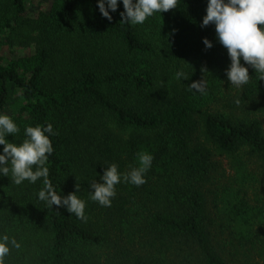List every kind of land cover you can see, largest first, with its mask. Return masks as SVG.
Masks as SVG:
<instances>
[{
    "label": "trees",
    "instance_id": "trees-1",
    "mask_svg": "<svg viewBox=\"0 0 264 264\" xmlns=\"http://www.w3.org/2000/svg\"><path fill=\"white\" fill-rule=\"evenodd\" d=\"M35 2L0 0V114L19 128L9 142L53 125L48 179L78 192L87 221L40 201L43 178L0 176V234L21 244L5 264H264V79L246 65L249 82L226 92L207 0L138 25L122 2L111 21L97 0ZM172 66L187 78L166 86ZM142 152L146 183L117 184L110 207L89 198L108 164L125 173Z\"/></svg>",
    "mask_w": 264,
    "mask_h": 264
},
{
    "label": "clouds",
    "instance_id": "clouds-1",
    "mask_svg": "<svg viewBox=\"0 0 264 264\" xmlns=\"http://www.w3.org/2000/svg\"><path fill=\"white\" fill-rule=\"evenodd\" d=\"M121 2L124 9L120 13L122 21L131 25L143 24L154 13H163L177 7V0H97V6L101 15L111 21L110 12H116ZM210 23L215 26L216 38L226 48L230 59L226 69L230 84L240 88L249 82L246 65L251 66L260 79H264V0H207L202 26ZM203 43L206 48L213 46L207 38L203 39ZM175 77L178 80L187 78L182 71H177ZM190 87L200 93L205 90L203 80L193 81ZM18 132L14 120L0 114V145L3 146L0 151V176L9 177L10 174L16 185L24 181L35 184L43 178V187L38 191L37 198L52 208L53 205L65 207L70 214L86 222L85 201L76 194L78 192L61 196L48 179L47 162L54 151L50 136L56 135L53 125L25 126V138L19 143L9 142V134L14 137ZM152 161L150 153H139V166L125 173H121L115 163L108 164L100 180L90 182L89 198L101 206L110 207L116 195L115 186L121 182L137 187L146 183L145 173L152 166ZM76 187L79 189L78 185ZM20 247L21 244L14 237L0 234V264H5V258L12 248Z\"/></svg>",
    "mask_w": 264,
    "mask_h": 264
},
{
    "label": "rangeland",
    "instance_id": "rangeland-1",
    "mask_svg": "<svg viewBox=\"0 0 264 264\" xmlns=\"http://www.w3.org/2000/svg\"><path fill=\"white\" fill-rule=\"evenodd\" d=\"M45 2H49V0H36L35 4L39 5V7H43ZM25 49H28V48L21 47V48L18 49V51H24ZM31 49H32V48H29V50H31ZM7 51H8L7 46H3V47H2V51H1V53L6 54ZM25 51H26V50H25ZM8 54H9V53H8ZM167 57H169V56H167ZM173 64H174V62H173ZM228 66H229V65H228ZM226 69H227V68H224V69L221 70L220 72L223 74V77H224V81H225V83H226V84H229L230 90H229V89H226V92L229 94L230 91H231V89L235 88L236 86L231 85L230 82L228 81L227 76H226ZM176 71H177V69H175V66H172V67H170L169 69H167V70L164 72L163 75H164L165 78H164L163 82H164V84H165L166 86H167V84L169 85L170 82L173 81V80H172L173 78H176V77H175ZM171 80H172V81H171ZM233 90H234V89H233ZM233 90H232V93L235 92V91H233ZM224 110H225V109H224ZM263 189H264V187H263ZM262 195H264V194H262Z\"/></svg>",
    "mask_w": 264,
    "mask_h": 264
}]
</instances>
